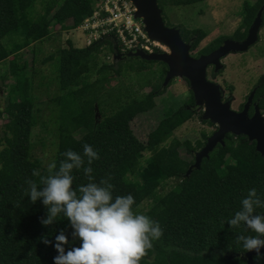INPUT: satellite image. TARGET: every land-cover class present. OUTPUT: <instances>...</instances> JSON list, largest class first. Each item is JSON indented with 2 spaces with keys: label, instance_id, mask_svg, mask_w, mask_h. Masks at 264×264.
Masks as SVG:
<instances>
[{
  "label": "trees",
  "instance_id": "trees-1",
  "mask_svg": "<svg viewBox=\"0 0 264 264\" xmlns=\"http://www.w3.org/2000/svg\"><path fill=\"white\" fill-rule=\"evenodd\" d=\"M37 1H40V9L36 11ZM197 1L201 0H157L162 15L165 4L185 5ZM70 2L76 10L87 7L86 13L91 14L96 0H0V63L14 55L8 68L15 79L14 85L8 89L5 107L7 134L0 149V264H54V257L58 255L54 245L61 230L69 239V244L64 246L66 251L79 247L81 243L79 239H73V229L63 214L52 225H42L41 218H47L48 208L42 199L32 203L31 197L25 195L28 179L36 180L38 189L44 185L39 184V177L32 175L34 169L40 172L41 166L39 159L32 157L30 142L31 130L36 123L35 96L31 94V81L26 83L25 72L20 71L17 61L21 49L48 37L51 23L68 16L67 5ZM260 9L263 18L264 0L244 3L242 21L233 34L213 39L200 51V55L214 50L226 38L243 40ZM179 29L183 33L182 39L190 43V51L206 35L203 28ZM116 36L113 32L104 33L83 47L74 46L67 39V46L56 53L59 62L55 73L62 90L51 98L59 113L56 123L59 145L54 160L56 170L65 159L63 153L71 149L83 154V145L89 144L99 154V159L91 165L96 182L110 177L114 196L131 194L135 198L134 211L144 201L152 202L144 215L158 221L164 232L159 240L153 242V249L141 259L140 264H247L246 252L236 243V237L256 233L243 224L234 229L228 221L240 210L248 190L255 188L264 200V157L247 136L227 133L223 144L218 143L202 158L199 167L192 168L186 175L194 162L195 152L204 146L208 134L203 132L202 141L196 140L194 145L186 147L191 159L180 154L178 139L172 138L168 145L165 141L176 127L194 115L196 104L193 99L190 104H182L164 116L147 134L145 141L138 139L130 121L137 113L153 108L154 98L161 95L170 83L162 86L161 82L137 96L131 86L107 89L106 85L114 75L123 70L125 58L103 63L97 69V78L90 81V62L96 59L103 46L112 53H120ZM53 57L50 55L48 58ZM143 66L138 65V70ZM220 69L213 70L211 74L215 76ZM4 78L0 75V80ZM76 82H79L78 86ZM253 91V102L264 115V73L257 78ZM242 108L243 104L240 110ZM96 109L101 115L98 120ZM252 112L251 106L249 115ZM201 121L212 124L202 118ZM79 129L84 132L67 144V139ZM145 151L149 156L143 158ZM40 173L47 175V169ZM128 173L135 175L138 181H126ZM72 174L75 177L73 188L88 183L83 168L73 170ZM171 177L178 178L179 183L160 195L158 188ZM256 212L264 215V208H257ZM45 236L52 241L51 244L43 243L41 238ZM261 254L259 260L256 253L251 254L250 264H264V250Z\"/></svg>",
  "mask_w": 264,
  "mask_h": 264
},
{
  "label": "rangeland",
  "instance_id": "rangeland-1",
  "mask_svg": "<svg viewBox=\"0 0 264 264\" xmlns=\"http://www.w3.org/2000/svg\"><path fill=\"white\" fill-rule=\"evenodd\" d=\"M256 0H201L185 5L165 4L162 15L164 24L168 27H182L186 30L193 28H203L206 31L204 38L198 43L196 48L189 51L193 57H198L200 51L217 37L229 36L238 28L242 21L243 4H252ZM107 0H96L93 4V11L87 14V7L76 10L70 2L67 5L68 16L64 20L53 21L50 25L48 37L33 42L30 46L18 52L17 61L20 71L25 72V81H31V94L35 96L34 115L36 123L32 127L30 142L32 145V157L39 159L41 166L40 172L47 169V166L54 163L58 150L59 139L56 132V123L59 119L57 108L52 104L51 98L59 95L62 90L59 88L56 66L59 62L57 51L67 46V39H70L74 46L83 47L90 41L97 39V33L92 28L96 23L93 17L98 11L104 15V8ZM161 4V3H160ZM159 5V3H158ZM40 9V1H37L36 11ZM74 25V26H73ZM69 26V29L64 28ZM180 34L182 30H180ZM182 36V35H181ZM157 45V44H156ZM161 51L169 52L166 45L159 43ZM155 51V50H154ZM54 55L52 59L48 57ZM14 55L9 56L0 63V75L5 76L0 80V149L6 132L7 116L5 107L8 98V89L15 83L14 77L9 72V60ZM115 59L114 53L107 46H103L96 59L90 62L91 70L89 80L97 78V69L103 63H111ZM223 67L213 76L211 66L206 69L207 79L218 85L222 93V101L228 102L230 108L238 111L241 104H244L253 90L257 78L264 73V17L258 33L257 41L246 51H230L222 59ZM144 64L138 70V65ZM123 70L119 75H114L112 80L106 85L111 87H128L136 90V96L142 95L152 88L161 84L166 65L161 61L148 62L137 56L124 59L122 62ZM169 85L164 92L154 98V107L144 112L137 113L130 121V126L141 141H145L147 134L155 128L158 122L174 109L182 104H190L193 99L189 82L182 76H175L169 81ZM76 86L79 82L75 83ZM134 95V93H133ZM194 100V99H193ZM205 109L204 105H196L194 115L187 121L176 127L170 138L165 141L168 145L172 138L180 141L179 152L186 158L192 156L187 152L188 145H194L196 140H203L202 133L208 136L217 129V124H208L201 121V115ZM95 117L98 120L101 115L98 109L95 110ZM210 121V120H209ZM84 132L79 129L74 132L66 141L71 144L79 135ZM149 152L143 153V158L148 157ZM1 161V156H0ZM126 181H138V178L128 173ZM179 179L171 177L164 181L158 188V193L164 195L172 190ZM152 202L144 201L137 209L141 214H146ZM136 210V211H137Z\"/></svg>",
  "mask_w": 264,
  "mask_h": 264
},
{
  "label": "clouds",
  "instance_id": "clouds-1",
  "mask_svg": "<svg viewBox=\"0 0 264 264\" xmlns=\"http://www.w3.org/2000/svg\"><path fill=\"white\" fill-rule=\"evenodd\" d=\"M63 155L65 159L58 170L55 163L47 166V175L33 170L32 175L39 177V184L44 187L38 189L37 181L28 179V189L25 190L32 203L42 199L48 208L47 218H41L42 225H52L63 214L73 229V239L81 241L79 247L66 251L64 246L69 244V239L61 230L54 245L58 252L54 264H140L153 249V242L163 236L160 223L138 210L134 211L136 201L131 194L114 196L110 177L95 181L91 165L99 159V154L91 145H83V154L69 149ZM81 168L88 183L73 188V170ZM241 205L228 223L234 229L246 225L256 233L240 234L236 243L244 252L255 251L259 260L260 250L264 248V215L256 214V209L264 208V200L252 188ZM41 239L45 244L52 243L46 236Z\"/></svg>",
  "mask_w": 264,
  "mask_h": 264
},
{
  "label": "water",
  "instance_id": "water-1",
  "mask_svg": "<svg viewBox=\"0 0 264 264\" xmlns=\"http://www.w3.org/2000/svg\"><path fill=\"white\" fill-rule=\"evenodd\" d=\"M131 1L136 7L134 15L142 19L148 37L166 45L169 52H146L136 49L125 54L116 52L114 57L121 59L137 56L144 60L164 62L167 69L162 86H166L175 76L184 77L189 82L195 104L205 107L201 118L217 124V129L208 136L204 146L195 152L194 162L187 169L186 175L192 168H198L202 158L206 157L218 143L223 144L227 133L247 136L250 141L255 142L256 150L264 157V115L257 104L253 105L252 114L248 113L254 91L252 90L249 94L243 108L236 111L230 108L228 102L222 101V93L218 85L208 80L206 76L208 66H213L214 71L219 70L223 66L221 59L227 53L246 51L257 41L262 23V9L258 10L243 40L226 38L209 53L193 57L189 54L191 45L182 39L179 28L168 27L164 24L157 0ZM263 250L264 248H261L260 251ZM254 253L256 252H246L247 264L251 263V254Z\"/></svg>",
  "mask_w": 264,
  "mask_h": 264
},
{
  "label": "built area",
  "instance_id": "built-area-1",
  "mask_svg": "<svg viewBox=\"0 0 264 264\" xmlns=\"http://www.w3.org/2000/svg\"><path fill=\"white\" fill-rule=\"evenodd\" d=\"M135 10L136 7L131 0H107L104 8L105 16L98 11L93 16L98 23L92 25V28L96 33L100 28L98 36L109 32L115 33L117 43L120 45V53L136 49L153 52L159 49L160 42L148 37L142 19L134 15Z\"/></svg>",
  "mask_w": 264,
  "mask_h": 264
},
{
  "label": "flooded vegetation",
  "instance_id": "flooded-vegetation-1",
  "mask_svg": "<svg viewBox=\"0 0 264 264\" xmlns=\"http://www.w3.org/2000/svg\"><path fill=\"white\" fill-rule=\"evenodd\" d=\"M223 42V41H222ZM211 67H213V66H211ZM255 103L253 102V99H252V102L250 103V106H249V108L252 106L253 107V105H254Z\"/></svg>",
  "mask_w": 264,
  "mask_h": 264
}]
</instances>
